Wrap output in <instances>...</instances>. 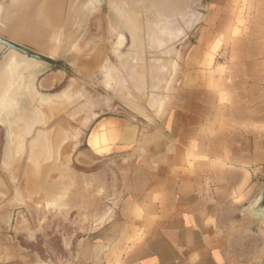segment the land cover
Segmentation results:
<instances>
[{
  "label": "crops",
  "instance_id": "obj_1",
  "mask_svg": "<svg viewBox=\"0 0 264 264\" xmlns=\"http://www.w3.org/2000/svg\"><path fill=\"white\" fill-rule=\"evenodd\" d=\"M210 3L156 122L111 115L90 130L79 166L109 163L117 203L100 216L84 205L97 227L70 264H264V217L250 208L264 179V0ZM103 191L85 189L95 203ZM5 192L0 264H56L24 245Z\"/></svg>",
  "mask_w": 264,
  "mask_h": 264
},
{
  "label": "rangeland",
  "instance_id": "obj_2",
  "mask_svg": "<svg viewBox=\"0 0 264 264\" xmlns=\"http://www.w3.org/2000/svg\"><path fill=\"white\" fill-rule=\"evenodd\" d=\"M210 2L200 0L199 11L214 7ZM120 18L108 0L95 5L74 43L67 45L61 59L53 64L48 73L38 78L36 87L39 91L59 98L56 99L61 103L58 108L69 106L66 112L74 110L75 113V119H70V124L61 125V137L54 154L43 161L41 168L32 161L26 165L25 153L18 155L9 148L7 131L0 127V170L6 175L7 181L4 182L3 176H0V184L6 185L7 201L18 213L13 215L14 226L24 245L40 251L45 259L56 264H70L72 254L82 239L79 231L87 234L94 228L93 225L80 226L76 223L79 214H74L73 210L78 207V200L72 199L78 187V156L85 150L84 143L90 130L100 119L111 115L130 118L140 124L147 122L142 116H136L126 101L125 93L133 88V68L138 72L144 68V64L135 62L134 57L143 48L134 40V32L127 26L125 18ZM203 21L198 24L199 27ZM195 30L186 44L194 42L198 33ZM136 32L145 42V62L148 67L152 58L170 53L167 52L170 43L153 46L144 30ZM58 64H62L59 70ZM114 73L117 79L113 82ZM85 120L88 123L83 125ZM102 138L103 143H107L105 137ZM98 141L99 135L91 144L96 146ZM108 150L102 148L101 152ZM101 165L110 169L109 163ZM91 195L93 198L88 199L89 203L86 204L95 201L94 193ZM113 197L108 209L113 202L117 203ZM12 214L6 216L8 224ZM13 227L10 225L9 228Z\"/></svg>",
  "mask_w": 264,
  "mask_h": 264
},
{
  "label": "water",
  "instance_id": "obj_3",
  "mask_svg": "<svg viewBox=\"0 0 264 264\" xmlns=\"http://www.w3.org/2000/svg\"><path fill=\"white\" fill-rule=\"evenodd\" d=\"M103 1L0 0V127L7 131L9 148L18 155L25 153L26 165L32 161L41 168L43 161L54 154L61 125L75 119L74 110L67 113L69 106L58 108L59 98L44 95L36 82L61 59L93 7ZM108 1L120 19L125 18L134 40L143 48L134 57L144 68L138 72L134 67L131 72L133 88L125 93L127 104L136 116L155 123L175 92L180 60L189 45L186 40L199 28L206 9L199 11L196 21L188 23L186 29L170 37L165 26L186 24L191 6L199 8L200 0ZM136 30H144L153 46L170 43V53L165 49L167 55L152 58L148 67L145 42ZM0 176L7 182L1 170ZM2 187L6 190V185ZM250 208L264 217V179Z\"/></svg>",
  "mask_w": 264,
  "mask_h": 264
},
{
  "label": "flooded vegetation",
  "instance_id": "obj_4",
  "mask_svg": "<svg viewBox=\"0 0 264 264\" xmlns=\"http://www.w3.org/2000/svg\"><path fill=\"white\" fill-rule=\"evenodd\" d=\"M199 9L195 8L192 9L191 6V11H190V19L186 24H173V25H169L167 24L165 27V33L172 37L173 34H176L178 32H180L182 29H186L187 24L188 23H192L193 21H195L197 15H198ZM120 45H118L119 47ZM57 70L62 68V64H58ZM113 76V82L115 81V73L112 75ZM117 79V78H116ZM113 85V83H112ZM100 109V107H98ZM117 108H120L119 106H117ZM92 113H96L97 112H92ZM87 124V123H86ZM83 122V125H86ZM78 179L76 181H78V187H76L75 189V194L73 195V200H78L77 205L78 207L75 208L74 214H79L78 216H76V223L80 226H87L84 222V209L82 208L83 204L89 203V198H88V194L85 192L86 188L90 187V183L93 185L95 184L98 186H101L104 191L102 194H98V200L91 203L92 206H95L94 209V213L96 212L98 216L106 214V211H108L109 209L107 208L108 206H110L109 201L112 198V192H114V189L116 188V180L114 178V176L112 175L110 169L108 168H104L103 165H97L96 167L93 168H84L79 166L78 167ZM74 193V192H73ZM100 195V196H99ZM71 216V214H70ZM73 216V215H72ZM105 216V215H104ZM91 228L90 232H88L86 234V232L80 230L79 233L82 235V238L85 237L88 234H92L95 233V229L97 227L96 224H94Z\"/></svg>",
  "mask_w": 264,
  "mask_h": 264
},
{
  "label": "bare ground",
  "instance_id": "obj_5",
  "mask_svg": "<svg viewBox=\"0 0 264 264\" xmlns=\"http://www.w3.org/2000/svg\"><path fill=\"white\" fill-rule=\"evenodd\" d=\"M25 128H26V126H25ZM27 129V128H26ZM12 134H13V132H12ZM13 136H14V134H13ZM13 139V138H12ZM31 162V161H30ZM29 166H30V164H29ZM28 168V167H27Z\"/></svg>",
  "mask_w": 264,
  "mask_h": 264
}]
</instances>
